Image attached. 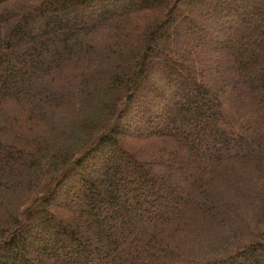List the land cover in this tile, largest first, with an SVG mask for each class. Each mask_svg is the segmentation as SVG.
<instances>
[{"label": "trees", "instance_id": "16d2710c", "mask_svg": "<svg viewBox=\"0 0 264 264\" xmlns=\"http://www.w3.org/2000/svg\"><path fill=\"white\" fill-rule=\"evenodd\" d=\"M0 264H264V0H0Z\"/></svg>", "mask_w": 264, "mask_h": 264}, {"label": "rangeland", "instance_id": "374dc122", "mask_svg": "<svg viewBox=\"0 0 264 264\" xmlns=\"http://www.w3.org/2000/svg\"><path fill=\"white\" fill-rule=\"evenodd\" d=\"M125 1V0H124ZM127 1H129V0H127ZM250 27H252V22H249L246 26H244V28H246V29H248V28H250ZM239 30H242V28H240V29H238V31ZM170 31V30H169ZM239 34H241V32H237L236 31V34L235 35H239ZM58 38V37H57ZM169 47H170V49L171 50H173V49H175V48H178V47H183L184 46V44L182 43V41L181 40H178V38H171L170 40H169V45H168ZM181 98H182V101H181ZM179 100H180V103H183V104H185V105H187L188 104V101H187V98H184V97H182V96H180L179 98H178ZM132 113V118H139V122H140V115L137 113V112H134V111H132L131 112ZM128 118H130V116L128 117ZM136 122H137V120H136ZM133 128H134V130H138V128L140 129V132L141 133H144V132H147L146 131V127L145 128H142V127H139V125L137 124H133ZM132 127V126H131ZM136 128V129H135ZM131 130H133V129H131ZM132 144V143H131ZM127 145V144H126ZM125 145V146H126ZM128 148H130V146H127ZM99 168H101V167H99ZM157 170V169H156ZM156 170L155 171H153V172H156ZM88 171V170H87ZM100 171V170H99ZM88 173V172H87ZM111 173V175H115V173H117V174H119V175H121V174H123V172H122V168H120V169H118L117 170V172H110ZM90 176H91V173H90ZM100 178V176H94V178ZM162 187V189H164V186H161ZM73 194V193H72ZM133 195L134 194H136V192H133L132 193ZM71 196V195H70ZM69 196V198H67V199H61L60 201L61 202H65V203H67V201H70L72 198H73V196H71L70 197Z\"/></svg>", "mask_w": 264, "mask_h": 264}]
</instances>
